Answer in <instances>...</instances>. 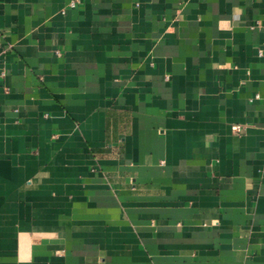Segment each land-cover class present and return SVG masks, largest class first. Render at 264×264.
<instances>
[{
    "label": "crops",
    "instance_id": "crops-1",
    "mask_svg": "<svg viewBox=\"0 0 264 264\" xmlns=\"http://www.w3.org/2000/svg\"><path fill=\"white\" fill-rule=\"evenodd\" d=\"M69 1L0 0V264H264V0Z\"/></svg>",
    "mask_w": 264,
    "mask_h": 264
},
{
    "label": "built area",
    "instance_id": "built-area-1",
    "mask_svg": "<svg viewBox=\"0 0 264 264\" xmlns=\"http://www.w3.org/2000/svg\"><path fill=\"white\" fill-rule=\"evenodd\" d=\"M78 1H79V0H70V1H69V4H70V5H75ZM231 127H232V129L235 130V131H239L240 128H241L240 125L237 124V123L232 124Z\"/></svg>",
    "mask_w": 264,
    "mask_h": 264
}]
</instances>
